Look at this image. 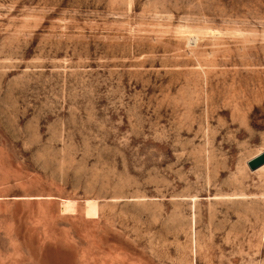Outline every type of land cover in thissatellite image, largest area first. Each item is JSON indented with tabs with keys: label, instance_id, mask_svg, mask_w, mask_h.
Masks as SVG:
<instances>
[{
	"label": "rangeland",
	"instance_id": "374dc122",
	"mask_svg": "<svg viewBox=\"0 0 264 264\" xmlns=\"http://www.w3.org/2000/svg\"><path fill=\"white\" fill-rule=\"evenodd\" d=\"M260 151L264 0H0V264H264Z\"/></svg>",
	"mask_w": 264,
	"mask_h": 264
},
{
	"label": "bare ground",
	"instance_id": "6f19581e",
	"mask_svg": "<svg viewBox=\"0 0 264 264\" xmlns=\"http://www.w3.org/2000/svg\"><path fill=\"white\" fill-rule=\"evenodd\" d=\"M264 151H260L257 154H255L254 156H252L249 160H252L254 158H256L257 156H259L260 154H262ZM248 160V161H249ZM262 172L264 171V166H262L261 168H259L257 171L255 172ZM86 213H87V217H96L98 216L99 213V203L97 201L94 200H88L86 201ZM75 209V203L71 202V201H65L63 202V211H72Z\"/></svg>",
	"mask_w": 264,
	"mask_h": 264
},
{
	"label": "water",
	"instance_id": "95a60500",
	"mask_svg": "<svg viewBox=\"0 0 264 264\" xmlns=\"http://www.w3.org/2000/svg\"><path fill=\"white\" fill-rule=\"evenodd\" d=\"M264 166V152L248 162L249 169L254 172Z\"/></svg>",
	"mask_w": 264,
	"mask_h": 264
}]
</instances>
